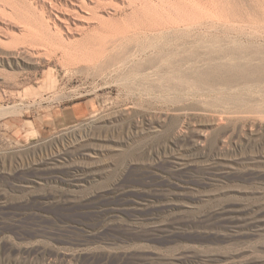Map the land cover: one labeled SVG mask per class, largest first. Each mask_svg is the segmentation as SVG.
Segmentation results:
<instances>
[{"label":"rangeland","instance_id":"1","mask_svg":"<svg viewBox=\"0 0 264 264\" xmlns=\"http://www.w3.org/2000/svg\"><path fill=\"white\" fill-rule=\"evenodd\" d=\"M64 1L77 3L0 0V107H19L0 117V264H263L264 59L222 54L262 55L264 39L219 46L210 40L236 32L162 31L189 22L198 2L264 23V0H98L76 11ZM83 101L94 112L80 123L34 128Z\"/></svg>","mask_w":264,"mask_h":264},{"label":"bare ground","instance_id":"2","mask_svg":"<svg viewBox=\"0 0 264 264\" xmlns=\"http://www.w3.org/2000/svg\"><path fill=\"white\" fill-rule=\"evenodd\" d=\"M90 1V3H87L85 0H77L76 2L77 3H73L72 1V3L73 4H75V5H77L78 4V6L80 5V6H82V7H85L86 8V6H88L89 7V4H95V6L98 4V0H89ZM131 1V0H130ZM133 1V0H132ZM135 1L136 0H134V3H135ZM148 1V0H147ZM152 1V0H151ZM216 1V0H215ZM219 1V0H218ZM217 1V2H218ZM225 1V0H224ZM223 0H221V4L220 5H222V2H224ZM261 1V0H260ZM50 3V5H49V7L50 8H53L54 7V5H52L51 3H52V1H49ZM197 2V1H196ZM226 2V1H225ZM47 3V2H46ZM129 3V2H128ZM134 3H133V6H134ZM200 2H198V4H199ZM219 3V2H218ZM144 4V3H143ZM194 4V3H193ZM196 5H194V7H195V12L193 13V14H195L194 16H192L193 14H192V12L191 13H189L191 16H192V19L190 18V17H188V18H190V20H189V22H187V23H183V26L182 27H174V26H172V28H170L169 27V30L168 29H165L164 31H162V32H169L170 34H173V35H175V37L173 36V35H171V36H173V38H175L176 39V35L178 36V35H180L181 33H185V36H187L188 34H190L193 30L195 31V29L197 30H199V29H202V28H205V33H206V31H208L209 32V30H206V28H213L212 30H214V31H218V30H222V31H224L223 33H225V32H228V31H235L236 33V36H234L233 37V35L231 36H229V35H226V39H220L221 37H220V35H217V36H219L220 38H218V39H211L210 40V43L212 44H214L215 42H217V43H219V42H224V43H230V44H232V45H234V44H241V38L243 39L244 37L243 36H245V37H247V39L249 38V39H251V40H253L252 41V43L253 42H256L255 40H257L258 42H259V40L258 39H261V38H263L264 39V23H261V22H259V24H258V21H257V23L256 22H252V20H254V19H249V16L247 17V20H248V22L247 21H243V19H242V21H241V19L239 20V19H237V21H234V19L232 18V20H230L231 18H229V17H233L232 15H228V17L227 18H229V19H226V17H225V15L223 16V15H221L220 14V12H222V11H218V9L216 10V8H209V9H206L205 7H201L200 5H198L197 3H195ZM214 4V3H213ZM64 5H65V7H72L71 9V11H76V10H78V9H76V6L75 5H72L71 3H69V2H65L64 1ZM132 5V4H131ZM130 5V6H131ZM205 5H207V4H205ZM204 5V6H205ZM225 4H223V6H224ZM163 6V5H162ZM203 6V5H202ZM208 6V5H207ZM209 6H210V4H209ZM208 6V7H209ZM211 6H212V4H211ZM218 6V5H217ZM48 7V8H49ZM64 7V8H65ZM75 7V8H74ZM137 7V6H136ZM156 7V6H155ZM160 7V6H159ZM165 7V6H164ZM193 7V8H194ZM207 7V8H208ZM212 7H214V6H212ZM215 7H216V4H215ZM228 7H230V6H228ZM227 7V8H228ZM233 7V6H232ZM232 7H230V9L232 8ZM56 8V7H55ZM134 8V7H133ZM138 8V7H137ZM192 8V9H193ZM225 9L226 11H227V14H228V11H230V10H228V9ZM36 9V8H35ZM40 9V8H39ZM62 9V8H61ZM60 9V10H61ZM152 9V8H151ZM52 10H54V9H52ZM59 10V11H60ZM194 10V9H193ZM221 10H223V9H221ZM233 10V9H232ZM235 10H236V8H235ZM239 10V9H238ZM45 11V10H44ZM43 11V12H44ZM55 11V10H54ZM135 11V10H134ZM145 11V10H144ZM157 11V10H156ZM176 11V10H175ZM179 11V10H178ZM50 12H51V10H50ZM63 12H64V10H63ZM231 12V11H230ZM236 12H238V11H236ZM236 12H235V15H236ZM239 12H241V11H239ZM59 13V12H58ZM144 13V12H143ZM224 13V12H223ZM222 13V14H223ZM45 14V13H44ZM64 14V13H63ZM94 14V13H93ZM147 14V13H146ZM165 14H167V16H169L168 14H172V13H165ZM164 14V15H165ZM176 14H178V13H176ZM176 14H175V16H176ZM187 14V13H186ZM185 14V15H186ZM242 14V13H241ZM64 15H66V14H64ZM96 15V14H95ZM182 15V14H181ZM234 15V14H233ZM240 15V14H239ZM146 16V15H145ZM151 16V15H150ZM172 16V15H171ZM174 16V15H173ZM178 16V18L180 17L179 15H177ZM176 16V17H177ZM183 16V15H182ZM188 16V15H187ZM187 16L185 17V16H183V17H185V18H187ZM242 16H244V15H242ZM251 16V15H250ZM93 17V16H92ZM96 17V16H95ZM194 17H196L195 19H193ZM238 17V16H237ZM170 18V17H169ZM178 18H176V20L178 19ZM185 18H184V20H185ZM188 18H187V20H188ZM234 18H235V16H234ZM246 18V17H245ZM46 19V18H45ZM55 19H56V21H58L59 23H62L63 24V26H65V28H66V30L68 29V30H70V27H71V22H70V19L69 18H67V17H65V16H59L58 14L55 16ZM94 19H96V18H94ZM99 19V18H98ZM97 19V20H98ZM104 19V18H103ZM164 19V18H163ZM175 19V18H174ZM174 19H172V20H174ZM183 19V18H182ZM166 20V19H165ZM171 20V21H172ZM180 20H181V18H180ZM179 20V21H180ZM183 20V21H184ZM186 20V21H187ZM236 20V19H235ZM246 20V19H245ZM251 20V22H249ZM56 21H54V23L56 22ZM171 21H169V23L171 22ZM175 21V20H174ZM260 21V20H259ZM58 22H56V23H58ZM99 22V21H98ZM177 23H178V20L176 21ZM175 22V23H176ZM181 22V21H180ZM185 22V21H184ZM50 23V22H49ZM53 23V25L52 26H54V27H57V29H58V26L56 25V23L54 24ZM176 23V24H177ZM261 23V24H260ZM45 24H46V22H45ZM167 24V23H166ZM165 24V25H166ZM43 25V24H42ZM47 25V24H46ZM105 25V24H104ZM23 26V25H22ZM2 28V27H1ZM26 28V27H25ZM24 28V29H25ZM41 30H43V28H40ZM50 29V28H49ZM60 29V28H59ZM101 29V28H100ZM160 29V28H159ZM23 30V29H22ZM45 30V29H44ZM51 30V29H50ZM74 30V29H73ZM102 30V29H101ZM166 30H168V31H166ZM53 31V30H52ZM60 31V30H59ZM213 31V32H214ZM221 31V32H222ZM43 32V31H42ZM45 32H46V30H45ZM33 33V32H32ZM34 33H35V30H34ZM56 33V32H55ZM211 33V32H210ZM217 33V32H216ZM228 33H230V32H228ZM227 33V34H228ZM64 34V33H63ZM161 34V33H160ZM187 34V35H186ZM191 34H193V33H191ZM218 34H220V33H218ZM230 34H233V33H230ZM23 35H25V34H23ZM35 35V34H34ZM37 35V34H36ZM65 35V34H64ZM89 35H91V33L89 34ZM198 35V34H197ZM205 35H207V34H205ZM43 36V35H42ZM46 36H47V34H46ZM58 36V35H57ZM60 36V35H59ZM92 36V35H91ZM98 36V35H97ZM100 36V35H99ZM112 36V35H111ZM181 36H184V35H182L181 34ZM191 36V35H190ZM199 36V35H198ZM213 36V35H212ZM211 36V37H212ZM224 36H225V34H224ZM45 37V36H44ZM56 37V36H55ZM54 37V38H55ZM151 37V36H150ZM163 37V36H162ZM167 37V36H166ZM179 37V36H178ZM177 37V38H178ZM189 37V36H188ZM21 38V37H20ZM24 38H26V37H24ZM28 38V37H27ZM32 38V37H31ZM37 38V37H36ZM49 38V37H48ZM52 38V37H51ZM99 38V37H98ZM98 38H97V40H98ZM152 38V37H151ZM165 38V37H164ZM172 38V37H171ZM182 38V37H181ZM187 38V37H186ZM39 39V38H38ZM53 39V38H52ZM91 39H92V37H91ZM96 39V38H95ZM184 39V38H183ZM245 39V38H244ZM248 39V40H249ZM43 40V39H42ZM49 40V39H48ZM61 40V39H60ZM100 40V39H99ZM151 40V39H150ZM155 40V39H154ZM168 40V39H167ZM172 40V39H171ZM174 40V39H173ZM172 40V41H173ZM179 40V39H178ZM181 40V39H180ZM208 37H207V44H208ZM246 40V39H245ZM54 41V40H53ZM63 41V40H62ZM61 41V42H62ZM103 41V40H102ZM152 41V40H151ZM162 41H164V39H162ZM226 41V42H225ZM263 41V40H262ZM49 42V41H48ZM57 42H58V40H57ZM92 42V41H91ZM94 42V41H93ZM148 42V41H147ZM150 42V41H149ZM166 42V41H165ZM202 42H204V41H202ZM248 42V41H247ZM30 43H32V42H30ZM41 43V42H40ZM60 43V42H59ZM98 43V42H97ZM151 43V42H150ZM158 43V42H157ZM164 43V42H163ZM196 43V42H195ZM209 43V44H210ZM242 43H243V40H242ZM262 43V42H261ZM10 44V43H9ZM16 44H18V43H16ZM62 44V43H61ZM88 44H90V43H88ZM143 44V43H142ZM147 44H149V43H147ZM173 44V43H172ZM171 44V45H172ZM184 44V43H183ZM208 44V45H209ZM212 44V45H213ZM247 44V43H246ZM256 44H258V43H256ZM28 45V44H27ZM31 45V44H30ZM53 45V44H52ZM152 45V44H151ZM194 45V44H193ZM198 45H199V43H198ZM201 45V44H200ZM206 45V44H205ZM205 45H203V46H205ZM207 45V46H208ZM212 45H210V46H212ZM219 46H220V43L218 44ZM217 45V46H218ZM224 45V44H223ZM231 45V46H232ZM249 45H251V43L249 44ZM16 46H18V45H16ZM25 46V45H24ZM44 46V45H43ZM75 45H73V47H74ZM166 46V45H165ZM169 46V45H168ZM192 46V45H191ZM202 46V45H201ZM225 46V45H224ZM228 46L230 47V45L228 44ZM236 46V45H235ZM237 46H239V45H237ZM244 46H247V45H244ZM263 46V45H262ZM261 46V47H262ZM142 47V46H141ZM145 47V46H144ZM228 47V48H229ZM248 47H250V46H248ZM12 48V47H11ZM20 48V47H19ZM22 48V47H21ZM69 48V47H68ZM146 48H148L147 46H146ZM205 49H207L206 47H204ZM211 48V47H210ZM214 49H215V47H213ZM213 48H211V49H213ZM217 48V47H216ZM220 48V47H219ZM218 48V49H219ZM233 48V47H232ZM264 48V47H263ZM35 49V48H34ZM75 49V48H74ZM77 49V48H76ZM84 49V48H83ZM143 49V48H142ZM163 49V48H162ZM162 49L160 48V50L162 51ZM222 49V48H221ZM235 49V48H234ZM251 48H249V50H250ZM262 49V48H261ZM30 50V49H29ZM31 50H33V49H31ZM72 50H73V48H72ZM145 49H143L142 51H144ZM227 50V49H226ZM226 50H223V51H226ZM232 50V49H231ZM230 50V51H231ZM238 50H240V49H238ZM243 50V49H242ZM246 50H248V48L246 49ZM253 50V49H252ZM252 50H250L251 51V53H252ZM259 50V49H258ZM258 50H256V51H258ZM9 51V50H8ZM62 51V50H61ZM65 51V50H64ZM75 51V50H74ZM77 51H79V50H77ZM82 51V50H81ZM91 51V50H90ZM213 51V50H212ZM211 51V52H212ZM228 52V50H227V52L228 53H223L222 55H223V58H222V56H221V54H220V59L222 58V60L225 58L226 60H228L229 62H235V61H243V60H249V61H252V60H255V59H257V58H261V59H264V51L263 52H261L262 53V55H260V54H258V55H250V54H246L244 51L242 52V54L241 53H234V52ZM20 52V51H19ZM18 52V53H19ZM26 52H28V51H26ZM33 52V51H32ZM89 52V51H88ZM137 52V51H136ZM139 52V51H138ZM145 52V51H144ZM208 52V51H207ZM240 52H241V50H240ZM259 52V51H258ZM9 53V52H8ZM36 53V52H35ZM63 53V52H62ZM86 53V52H85ZM84 53V54H85ZM90 53V52H89ZM141 53V52H140ZM194 53V52H193ZM204 53V52H203ZM244 53V54H243ZM260 53V52H259ZM7 53H5V55H6ZM11 54V53H10ZM14 54V53H13ZM81 54V53H80ZM122 54V53H121ZM128 54H129V52H128ZM130 54H131V52H130ZM137 54H139V53H137ZM205 54V53H204ZM204 54H202L203 56L202 57H204ZM208 54V53H207ZM207 54H205V55H207ZM210 52H209V56H210ZM219 54V53H218ZM8 55V54H7ZM30 55H32L31 53H30ZM65 55V54H64ZM79 55V54H78ZM120 55V54H119ZM118 55V56H119ZM123 55H124V52H123ZM126 55V54H125ZM124 55V56H125ZM160 55V54H159ZM177 55V54H176ZM187 55V54H186ZM212 55V54H211ZM215 55V54H214ZM217 55V54H216ZM85 56H87V54L85 55ZM120 56H122V55H120ZM126 56H128V55H126ZM137 56V55H136ZM163 56H166V55H163ZM169 56V55H168ZM168 56H166V57H168ZM192 56V55H191ZM208 56V55H207ZM213 56V55H212ZM211 56V58H213ZM3 57V56H2ZM11 57V56H10ZM71 57V56H70ZM78 57V56H77ZM150 57V56H149ZM155 57V56H154ZM158 57V56H157ZM166 57H159V60H160V58H161V60H160V62L161 61H164V59L166 58ZM196 57V56H195ZM199 57H201V56H199ZM8 58V57H7ZM13 58V57H12ZM17 58V57H16ZM122 58H123V56H122ZM128 58V57H127ZM126 58V59H127ZM164 58V59H163ZM182 58V57H181ZM197 58V57H196ZM205 58V57H204ZM219 58V57H218ZM218 58L215 60V59H213V60H215V62L216 61H218ZM120 59V58H119ZM119 59H117V60H119ZM124 59V58H123ZM131 59V58H130ZM145 59H148V57H146ZM145 59H140L141 60V62H139L140 60L139 59H136V60H138V62L139 63H142V62H148L149 60H146V61H143V60H145ZM150 59V58H149ZM154 59V58H153ZM157 59V58H156ZM178 59V58H177ZM195 59V58H194ZM210 59V58H209ZM209 59H207V62H212V61H208ZM219 59V60H220ZM73 60V59H72ZM72 60H71V62H72ZM167 60V59H166ZM165 60V61H166ZM193 60V59H192ZM205 60V59H204ZM204 60H200V61H204ZM114 61H116V60H114ZM123 61V60H122ZM156 61V60H155ZM256 61V60H255ZM257 61H259L258 59H257ZM120 62V61H119ZM138 62H136V63H138ZM146 62V63H147ZM154 62V61H153ZM173 62V61H172ZM179 62V61H178ZM183 62V61H182ZM187 62V61H186ZM205 62V61H204ZM224 62H226L225 60H224ZM224 62H222V63H224ZM246 62V61H245ZM259 62H261V60L259 61ZM258 62V63H259ZM263 62V61H262ZM131 63V62H130ZM149 63V62H148ZM147 63V64H148ZM157 63V62H156ZM194 63V62H193ZM202 64H203V62H201ZM200 63V64H201ZM216 63H218V62H216ZM221 63V62H220ZM235 63H237V62H235ZM239 63V62H238ZM244 63V62H243ZM252 63V62H251ZM253 63H255V62H253ZM253 63H252V65H253ZM257 63V62H256ZM152 64V63H151ZM164 64V63H163ZM166 64V63H165ZM205 64V63H204ZM203 64V65H204ZM240 64V63H239ZM245 64V63H244ZM243 64V65H244ZM248 64V63H247ZM263 64V63H262ZM141 65V64H140ZM145 65V64H144ZM158 65V64H157ZM209 64H207V66H208ZM212 65V64H211ZM234 65H236V64H234ZM242 65V66H243ZM252 65H251V67H252ZM172 66V65H171ZM179 66V65H178ZM214 66H215V64H214ZM226 66V65H225ZM118 67V66H117ZM128 67V66H127ZM132 68H133V70H138L139 71V66L138 65H136V64H134L133 63V65L131 66ZM173 67V66H172ZM190 67H193V66H190ZM195 67V66H194ZM209 67V66H208ZM207 67V68H208ZM231 67H239L238 65H236V66H231ZM249 67H250V64H249ZM255 67V66H254ZM263 67V66H262ZM261 67V68H262ZM96 68H98V67H96ZM101 68V67H100ZM179 68V67H178ZM210 68V67H209ZM208 68V69H209ZM229 68V67H228ZM257 68H258V66H257ZM259 68H260V65H259ZM99 69V68H98ZM131 69V68H130ZM140 69H141V66H140ZM173 69H174V67H173ZM173 69H171V71L173 70ZM180 69V68H179ZM178 69V70H179ZM189 69H191V68H189ZM189 69H185L186 71H188ZM193 69V68H192ZM195 69V68H194ZM197 70L199 69V68H196ZM240 69V68H239ZM243 69V68H242ZM238 70L239 72L240 71H244V70ZM253 69H255V68H253ZM102 70V69H101ZM100 70V71H101ZM175 70V69H174ZM177 70V69H176ZM175 70V71H176ZM177 70V71H178ZM196 70V71H197ZM211 70H213V71H215V70H217V71H225L226 70V68H224V64H218V65H216V67L215 68H213L212 67V69ZM229 70V69H228ZM231 70V69H230ZM129 71V70H128ZM127 71V72H128ZM169 71V70H168ZM181 72H182V70H180ZM190 71V70H189ZM208 72L210 71V69L209 70H207ZM227 71V70H226ZM251 71V70H250ZM253 71V70H252ZM251 71V72H252ZM123 72V71H122ZM162 72V71H161ZM167 72V71H166ZM204 72V71H203ZM203 72H202V74H203ZM206 72V71H205ZM207 72V74L205 73V77L208 79V77H209V74L211 75V73H208ZM211 72V71H210ZM233 72H235V71H233ZM233 72H231V73H233ZM238 72V73H239ZM125 73V72H124ZM139 73V72H138ZM160 72H158V74H159ZM169 73V72H168ZM177 72H175V74H176ZM188 73V72H187ZM199 73V72H198ZM198 73H196L197 74V76L199 77L200 75H198ZM236 73H237V71H236ZM142 74V73H141ZM148 74V73H147ZM153 74V73H152ZM165 74V73H164ZM167 74V73H166ZM169 74H172L171 72L169 73ZM183 74V73H182ZM214 74H216V72L214 73ZM225 74V73H224ZM242 74V73H241ZM245 74V73H244ZM252 74H254V73H252ZM259 74V73H258ZM157 75V74H156ZM160 75V74H159ZM188 75H190L189 73H188ZM187 75V76H188ZM221 75V74H220ZM231 75V74H230ZM248 76H249V73L247 74ZM144 76V75H143ZM148 76V75H147ZM155 76V75H154ZM158 76V75H157ZM168 76H170V75H168ZM172 76V75H171ZM170 76V77H171ZM179 76V75H178ZM178 76L176 77V78H178ZM184 76V75H183ZM204 76V75H203ZM224 76V75H223ZM235 76V75H234ZM233 76V77H234ZM253 77H255V75H252ZM259 76V75H258ZM163 77H165L164 75H163ZM173 77V76H172ZM174 77H175V75H174ZM174 77H173V79H174ZM190 77V76H189ZM188 77V78H189ZM198 77H195V78H193V80L191 81L190 79H192V78H190L189 80L193 83V85H194V87H196V85L198 84H200V85H204V83H202V82H199V78ZM212 77V76H211ZM227 77V76H226ZM229 77H231V76H229ZM240 77H242V75L240 76ZM262 77V76H261ZM166 78H168L167 76H166ZM203 78V77H202ZM237 78V77H236ZM249 78V77H248ZM139 79V78H138ZM141 79V78H140ZM157 79V78H156ZM164 79V78H163ZM172 79V78H171ZM180 79V78H179ZM182 79V78H181ZM185 79V78H184ZM201 79V78H200ZM205 79V78H204ZM228 79V77L224 80V77H223V82L221 83V85L222 86H225L226 88H230L231 87V85H230V83L232 82V81H230V80H227ZM177 80V79H176ZM220 80V79H219ZM243 80V79H242ZM252 80H253V78H252ZM260 79H258V81H259ZM142 81V80H141ZM144 81V80H143ZM146 81V80H145ZM151 81V80H150ZM181 81H183V80H181ZM207 81V80H206ZM262 81V80H261ZM139 82V81H138ZM153 82V81H152ZM160 82V81H159ZM186 82V81H185ZM203 82H205V80L203 81ZM243 82V81H242ZM248 82V81H247ZM252 82V81H251ZM254 82V81H253ZM133 83V82H132ZM187 83H190V82H187ZM245 83V82H244ZM185 84V83H184ZM209 84V85H208ZM261 84H262V82H261ZM158 85V84H157ZM186 85H189V84H186ZM185 85V86H186ZM206 85H208V87L209 88H212L211 86H213V85H211L210 83H207ZM237 85V84H236ZM235 85V86H236ZM131 86V85H130ZM163 86V85H162ZM191 86H192V84H191ZM190 86V87H191ZM219 86V85H218ZM238 86V85H237ZM242 86V85H241ZM145 87H146V85H145ZM164 87V86H163ZM177 87V86H176ZM189 87V88H190ZM250 87V86H249ZM253 87H256V86H254L253 85ZM158 88V87H157ZM214 88V87H213ZM212 88V89H213ZM221 88H224V87H221ZM232 88V87H231ZM236 88V90H237V87H235ZM242 88V87H241ZM240 87L238 88V90H240L241 89ZM243 88H244V86H243ZM251 88H252V86H251ZM141 89V88H140ZM143 89V88H142ZM146 89V88H145ZM161 89V88H160ZM164 89H166V86H165V88ZM211 89V90H212ZM245 89V88H244ZM256 89H258V88H256ZM263 89H264V87H263ZM262 89V90H263ZM149 90V89H148ZM193 90L195 91V90H197V89H194L193 88ZM202 90H203V88H202ZM218 90H220V89H218ZM222 90V89H221ZM224 90V89H223ZM229 90V89H228ZM227 90V91H228ZM232 90H233V88H232ZM235 90V91H236ZM247 90V89H246ZM245 90V91H246ZM249 90H250V88H249ZM252 90V89H251ZM250 90V91H251ZM261 90V89H260ZM152 91V90H151ZM154 91V90H153ZM205 91H207V90H205ZM210 91V89L208 90V92ZM249 91V92H250ZM149 92V91H148ZM156 92V91H155ZM204 92V91H203ZM237 92V91H236ZM239 93L241 92V91H238ZM244 92V91H243ZM247 92V91H246ZM263 92V91H262ZM152 93V92H151ZM193 93V92H192ZM169 94H171V93H169ZM242 94V93H241ZM259 94V93H258ZM163 95V94H162ZM173 95V94H172ZM241 96V95H240ZM224 98V97H223ZM242 99V98H241ZM186 100V99H185ZM225 100V99H224ZM215 101V100H214ZM241 102V101H240ZM258 102V101H257ZM221 103V102H220ZM259 105H261V104H259ZM18 108L19 107H16V106H11V107H0V117L1 116H6V115H15V114H17L18 113ZM259 109H260V107H259ZM264 109V108H263ZM262 109V110H263ZM261 111H259V113H260ZM263 114H264V111H263ZM258 115V114H257ZM257 213H258V211H257ZM257 213H255V216H256V214ZM262 213V212H261ZM261 213H259V214H261ZM258 215V214H257ZM261 216V215H260ZM234 220V219H233ZM247 220V219H246ZM240 221V220H239ZM263 221V220H262ZM232 222V221H231ZM258 223H259V221H258ZM249 225V224H248ZM260 225H261V223H260ZM247 226V225H246ZM256 226V225H255ZM252 263V262H251ZM264 264V263H263Z\"/></svg>","mask_w":264,"mask_h":264},{"label":"crops","instance_id":"3","mask_svg":"<svg viewBox=\"0 0 264 264\" xmlns=\"http://www.w3.org/2000/svg\"><path fill=\"white\" fill-rule=\"evenodd\" d=\"M94 112L93 105L89 101L76 102L37 118L32 122L39 134L72 127L87 119Z\"/></svg>","mask_w":264,"mask_h":264}]
</instances>
